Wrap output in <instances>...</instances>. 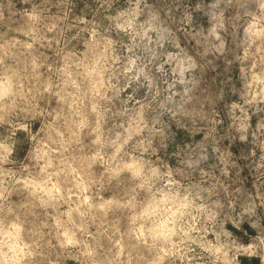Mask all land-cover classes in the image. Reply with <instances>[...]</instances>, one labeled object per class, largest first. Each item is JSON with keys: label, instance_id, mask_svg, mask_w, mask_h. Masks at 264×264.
I'll use <instances>...</instances> for the list:
<instances>
[{"label": "clouds", "instance_id": "clouds-1", "mask_svg": "<svg viewBox=\"0 0 264 264\" xmlns=\"http://www.w3.org/2000/svg\"><path fill=\"white\" fill-rule=\"evenodd\" d=\"M0 264H264V0H0Z\"/></svg>", "mask_w": 264, "mask_h": 264}]
</instances>
